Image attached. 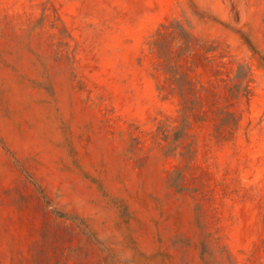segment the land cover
I'll return each instance as SVG.
<instances>
[{
  "label": "rangeland",
  "instance_id": "1",
  "mask_svg": "<svg viewBox=\"0 0 264 264\" xmlns=\"http://www.w3.org/2000/svg\"><path fill=\"white\" fill-rule=\"evenodd\" d=\"M0 264H264V0H0Z\"/></svg>",
  "mask_w": 264,
  "mask_h": 264
}]
</instances>
